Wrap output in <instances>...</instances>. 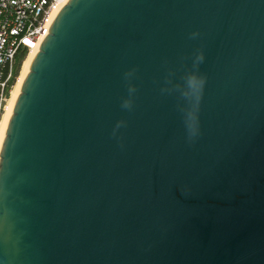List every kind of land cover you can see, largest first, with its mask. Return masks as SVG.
Wrapping results in <instances>:
<instances>
[{
	"label": "water",
	"instance_id": "water-1",
	"mask_svg": "<svg viewBox=\"0 0 264 264\" xmlns=\"http://www.w3.org/2000/svg\"><path fill=\"white\" fill-rule=\"evenodd\" d=\"M0 264H264V0H68L2 144Z\"/></svg>",
	"mask_w": 264,
	"mask_h": 264
},
{
	"label": "built area",
	"instance_id": "built-area-1",
	"mask_svg": "<svg viewBox=\"0 0 264 264\" xmlns=\"http://www.w3.org/2000/svg\"><path fill=\"white\" fill-rule=\"evenodd\" d=\"M68 0H0V120L8 108L15 84L16 61L39 50Z\"/></svg>",
	"mask_w": 264,
	"mask_h": 264
},
{
	"label": "clouds",
	"instance_id": "clouds-1",
	"mask_svg": "<svg viewBox=\"0 0 264 264\" xmlns=\"http://www.w3.org/2000/svg\"><path fill=\"white\" fill-rule=\"evenodd\" d=\"M199 35L198 32L191 33V38L195 39ZM204 53L203 51H198L194 54V60H193V69H198V66L204 61ZM134 71V70H133ZM133 71H129L125 74V78L129 79L133 75ZM185 87L183 90V96L188 98L189 100L192 98L193 95H195V99L199 101L200 95L202 94L203 87L205 84V77L199 75L196 71L189 72L185 75ZM136 88L134 85L129 84L128 87V98L124 99L122 101L121 107L124 109L130 110L133 106L132 101V95L135 93ZM186 128L188 131V137L189 140H191L193 137L197 136L199 133V126L198 122H195L191 113L186 111ZM125 121L121 120L118 121L116 124V128L113 130V135H115V132L117 129H119L122 126H125Z\"/></svg>",
	"mask_w": 264,
	"mask_h": 264
},
{
	"label": "bare ground",
	"instance_id": "bare-ground-1",
	"mask_svg": "<svg viewBox=\"0 0 264 264\" xmlns=\"http://www.w3.org/2000/svg\"><path fill=\"white\" fill-rule=\"evenodd\" d=\"M36 53H37V50H33L32 52H30L27 55L28 57L26 58V60H24L22 70H21V73L19 75V79L13 88L11 98L9 100L8 108L0 120V152H1L2 144H3L5 136H6L8 123H9L11 114L13 112L14 105L16 103V100H17L20 92H21L22 84H23L27 74L30 71V66H31V63H32Z\"/></svg>",
	"mask_w": 264,
	"mask_h": 264
},
{
	"label": "trees",
	"instance_id": "trees-1",
	"mask_svg": "<svg viewBox=\"0 0 264 264\" xmlns=\"http://www.w3.org/2000/svg\"><path fill=\"white\" fill-rule=\"evenodd\" d=\"M27 56V51L26 50H22L20 52V54L18 55L17 57V61H16V76H18L20 74V68H21V65L25 59V57Z\"/></svg>",
	"mask_w": 264,
	"mask_h": 264
},
{
	"label": "rangeland",
	"instance_id": "rangeland-1",
	"mask_svg": "<svg viewBox=\"0 0 264 264\" xmlns=\"http://www.w3.org/2000/svg\"><path fill=\"white\" fill-rule=\"evenodd\" d=\"M27 57H28V56H26L24 60H26ZM23 62H24V61H23ZM22 66H23V63H22L21 68H20V73H21V70H22ZM19 75H20V74H19Z\"/></svg>",
	"mask_w": 264,
	"mask_h": 264
}]
</instances>
